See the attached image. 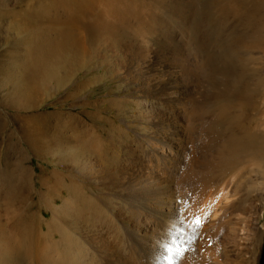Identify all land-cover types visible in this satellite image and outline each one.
Returning <instances> with one entry per match:
<instances>
[{
  "label": "bare ground",
  "instance_id": "obj_1",
  "mask_svg": "<svg viewBox=\"0 0 264 264\" xmlns=\"http://www.w3.org/2000/svg\"><path fill=\"white\" fill-rule=\"evenodd\" d=\"M23 17L36 37L26 50L36 88L49 61L90 59L97 41L124 50L148 34L167 41L158 71L138 82L149 99L134 143L119 149L111 120L108 144L96 136L85 141L95 151L79 156L82 139L49 137L48 118L27 119L30 152L56 148L84 179L42 167L28 189L17 173V206L0 214V264H232L243 234L237 200L264 183V0H28ZM144 50L141 61L115 62L140 71L159 51Z\"/></svg>",
  "mask_w": 264,
  "mask_h": 264
},
{
  "label": "rangeland",
  "instance_id": "obj_2",
  "mask_svg": "<svg viewBox=\"0 0 264 264\" xmlns=\"http://www.w3.org/2000/svg\"><path fill=\"white\" fill-rule=\"evenodd\" d=\"M27 3L28 0H5L4 2L0 3V193L2 194V196L0 197V214H2L1 218H3V215L7 210L6 208L14 209L17 206L15 197L10 196V192L12 190L11 185L17 182L15 180L17 179L16 176L18 172H25V186L28 189L33 185V182H37L42 167L47 169L57 168V170L59 171H67L68 173H73V175L77 174L76 176L80 175L78 171V160H68L63 158V160H60L61 162L59 161V164L57 161L58 155H55L57 154L56 148L53 151L55 152L53 156H44L46 159L44 157L40 158L30 152L32 151V149L27 142L30 123L27 119L29 118L32 120V122H37L40 117L48 118V121L50 122H46L48 123L45 125L46 127L44 125L43 126L46 129L48 127L50 132H48V129L46 130V132L47 136L49 137L63 139L66 136L68 138H74V136H76L80 138L79 141L82 139V141H80L81 144L78 145L79 147H81V149L77 146V150L75 149V147V150H73V153L74 151L75 153L78 151L77 153L79 156H83L84 154H86V156L88 157L95 151V148H93L92 145L87 144V142H89V140L92 138L94 139L96 136L98 137L102 145L104 143V147L105 144H108V141L110 139V130L108 126L109 121L111 120H114L119 127V129L115 133L117 134L115 136V139L117 140L116 146L120 149L121 145H127V143L128 145H130L134 143L131 139H133L132 136H135V131L139 127L140 115L142 116V114H144V100L149 99L146 98L143 94V90L138 85V82L139 84L141 83V75H151L152 73H156L158 71L159 64L157 63L163 59L162 57L165 53L162 52V49L163 45H165L164 41H167L164 35H161L160 38L159 35L158 38L162 40V42L161 40H159V44L154 40V36L156 37V35L148 34L147 37H144L145 41H143L144 39L142 40L140 39V37H138L136 41L141 43L142 40V43L140 45L132 43L134 47L131 46L129 50H124L120 43H118L120 46L118 44L116 45V41L113 42L109 40L106 41V43H102V41H100L101 43H98L97 41L96 44L98 46H96V44L93 46V53L90 59L89 57H85V59L80 60V58H72V56L66 55L67 57L65 56L62 58L64 62L62 61L61 63H59V66L49 61V68L47 72L41 73L40 75L38 74L35 78L36 82L38 81V83H41L38 84L39 87L37 88H40L38 90L36 87H32L31 84L26 80V78L28 79L30 75V70L27 69L28 60L26 50L30 45V42H33V40L36 39V37L33 38V36L31 38H28L29 36H26V26L21 20V18L24 19L23 11L25 10V5ZM154 42H156L157 44ZM148 45L149 48L159 50L156 51L158 53H154V59L157 60H154L155 62L152 61V63L150 62L147 65L146 63H144L145 65L142 63L143 68L141 67L140 71L135 72L133 70H130L129 68L131 66L129 67L128 63L125 64L123 62H119L117 64L115 62V59L120 61L121 59H124V57L130 56L134 59L140 60V55L144 56V49ZM139 46H142L141 48H143V50ZM158 55H162V57H159ZM156 56L159 58H157ZM131 69L134 68L131 67ZM64 74L66 76H64ZM116 77L117 79L113 80ZM127 77L130 80L127 79ZM109 78H111L113 81ZM28 86H30V88ZM40 86H42V88ZM31 88H33L34 90ZM43 88H45V90ZM35 90H38V92L36 93ZM28 93L30 95H27ZM25 94L27 97L25 96ZM110 99L114 101L116 100V103H114L115 105L111 103ZM31 101H34V103H31ZM137 115H139V117H137ZM52 121L55 123H53ZM59 125L61 128L59 127ZM61 125H63L64 127H62ZM56 126H58L59 129H57L58 127ZM62 129L64 131H62ZM52 131L56 134H52ZM72 144L73 143L67 145L70 146ZM88 148L90 149L88 150ZM85 149L87 150L86 152H84ZM19 156L20 158H18ZM72 161L75 162L73 163ZM16 164L19 165V167ZM12 171H14V173H12ZM8 176L13 177L10 178ZM7 178L9 181L6 180ZM79 179L82 180L84 179V177L80 175ZM31 180H33V182ZM88 181L89 180L86 179L82 182L86 184L88 183L87 186L91 187L92 184ZM262 185H264V183L260 184V186H253L252 191H250L249 194H243L237 200L239 201L237 202V212L242 218L241 220L239 219V221L242 222L239 223L238 221V226L243 229V234L246 233V235H244V239L243 234H241L242 238L239 237L240 239L238 240V248H235L233 253L235 251L237 252L239 248L240 250H238V254L235 252V256L231 255V261L233 262L232 264H264L261 262L264 252V187ZM2 192L5 194H3ZM103 194L100 193L101 196ZM4 196H6L7 198ZM101 211L102 210H100L99 212L104 215V212ZM71 215L66 216L67 218H65V220L67 221V223H70V221L73 219ZM242 254L244 257L242 256Z\"/></svg>",
  "mask_w": 264,
  "mask_h": 264
},
{
  "label": "water",
  "instance_id": "obj_3",
  "mask_svg": "<svg viewBox=\"0 0 264 264\" xmlns=\"http://www.w3.org/2000/svg\"><path fill=\"white\" fill-rule=\"evenodd\" d=\"M261 262L264 263V252H263V257H262V261Z\"/></svg>",
  "mask_w": 264,
  "mask_h": 264
},
{
  "label": "snow or ice",
  "instance_id": "obj_4",
  "mask_svg": "<svg viewBox=\"0 0 264 264\" xmlns=\"http://www.w3.org/2000/svg\"><path fill=\"white\" fill-rule=\"evenodd\" d=\"M170 251V249H168ZM167 259V257H165Z\"/></svg>",
  "mask_w": 264,
  "mask_h": 264
}]
</instances>
